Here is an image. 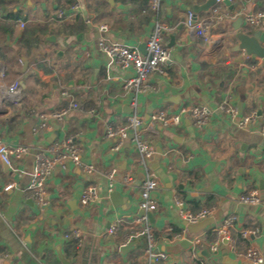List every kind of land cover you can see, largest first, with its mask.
<instances>
[{"label": "crops", "instance_id": "crops-1", "mask_svg": "<svg viewBox=\"0 0 264 264\" xmlns=\"http://www.w3.org/2000/svg\"><path fill=\"white\" fill-rule=\"evenodd\" d=\"M214 3L161 0L155 9L151 0H0V59L6 83L21 84L16 102L0 93V139L30 147L19 163L21 174L0 159V264H63L61 253L70 264H255L236 253L249 247L260 250L264 264V204L240 201L252 189L264 198L263 121L244 127L219 108L225 99L240 114L264 107V55L249 53L240 40L246 34L264 48V24L245 19L247 11L264 10V0L224 1L229 15L213 23L212 41L205 42L185 20L189 11L206 17ZM156 21L169 28L163 43L170 57L150 75L151 89H125L133 68L110 63L99 39L139 48ZM193 105L212 109L205 125L191 114L180 124L151 122L160 109L176 113ZM63 109V119L53 115ZM135 113L144 118L143 139L156 148L146 164L138 160L133 134L119 148L106 134L110 124H126ZM67 137L94 169L86 172L71 161L57 168L42 204L28 190L37 154ZM148 172L158 179V207L149 222L157 249L166 253L159 262L149 261L146 235L130 238L141 227L137 217L144 213L140 202ZM127 173L131 184L124 182ZM12 181L15 186L4 190ZM89 186L97 194L83 204ZM177 198L190 211L211 208L212 222L191 233ZM229 215L236 216L230 229L234 247L224 240L212 252L209 241ZM112 223L118 231L109 236ZM184 228L190 242L195 236L202 242L194 247L183 244L187 238L175 239ZM245 229L255 232L245 236Z\"/></svg>", "mask_w": 264, "mask_h": 264}, {"label": "built area", "instance_id": "built-area-1", "mask_svg": "<svg viewBox=\"0 0 264 264\" xmlns=\"http://www.w3.org/2000/svg\"><path fill=\"white\" fill-rule=\"evenodd\" d=\"M161 0H151L153 8L157 9ZM226 0H215L213 8L209 15L204 18H198L196 14L189 11L187 14L185 23L186 26L193 30L199 38H202L205 42L212 41L211 26L217 20H221L223 17L229 15L228 10L222 7V4ZM231 2L232 0H227ZM78 6L73 5V9ZM225 11V12H224ZM64 11L59 12V16H64ZM245 19L248 24L254 26H260L264 24V10L257 9L247 11L245 13ZM22 26L25 22H21ZM102 30H106V26L101 27ZM168 26L160 21H156L155 28L147 40V54H143L137 46L128 45L125 43L111 42L105 38L99 39L100 48L107 54L111 62H117L124 70L133 68V75L123 82L125 89L135 88L138 92L149 90L152 88L150 82V75L156 71L161 70L162 65L169 59V49L164 45L163 39ZM7 67L0 59V93L4 98L16 102L21 96V84L20 80L16 79L13 82L6 83ZM74 107L77 104H73ZM219 108L231 116L234 120H237L241 126L248 127L256 123L260 118L263 124L260 128L261 134L264 136V107L258 110H251L244 114H240L237 107L233 105L228 99H225L219 104ZM187 114H191L197 125H205L208 122L209 117L212 114V109L206 105H193L184 106L176 113H170L166 109H160L157 112L151 114L152 123H161L164 126L172 124H180L183 117ZM58 119H63L67 115V110L63 109L53 114ZM144 118L135 113L128 117V121L123 125L110 124L106 130L108 137L116 138L118 143L116 148H119L125 140L133 134V138L136 141L137 148L140 152L138 160L146 164L147 160L152 157L156 148L154 145L148 143L142 137V125ZM44 125H48L47 122ZM30 147L26 144H10L0 139V159L5 162L13 172L23 173L24 170L19 166L20 161L29 153ZM71 161L86 172H92L94 167L92 164L84 162L80 154L79 146L74 141L73 137H67L64 140L56 141L46 148V150L37 154L36 164L31 173V179L28 186V190L31 195L38 199L40 203L45 204L48 195L47 181L49 177L55 172L57 168H67L68 162ZM116 170H112L109 174L111 179L110 189L113 184V177ZM126 184L133 182L132 174L127 173L124 177ZM15 182H9L4 186V190L9 191L15 186ZM158 186L157 176L151 172L147 173V177L143 184L141 192L140 207L144 213L137 217V222L141 224L136 233L130 236L146 235L148 237V249L147 256L149 261L159 262L166 258V253L157 249V242L152 232V227L149 222V213L157 209L158 202L153 195V191ZM97 194V188L95 186H89L81 196L83 204H87L90 199ZM240 201L246 204H264V198L262 197L258 189H252L248 193L240 196ZM176 204L181 207V215L188 224L198 223L213 212L211 208H203L199 211H190L184 207V202L180 199H176ZM236 216L229 215L225 217L222 223L215 228L214 238L209 241V247L212 252L218 251L221 243L225 240L234 247V239L230 234V229L235 222ZM118 231L116 223H112L107 228V234L112 236ZM254 229H245L244 235L247 236L250 233H254ZM188 230L183 229L180 232H176L175 239H189ZM75 237H79L78 232H74ZM202 242L200 236L191 238V243L196 247ZM239 257L246 258L255 264L263 262V256L260 250L249 247L246 250H237Z\"/></svg>", "mask_w": 264, "mask_h": 264}, {"label": "water", "instance_id": "water-1", "mask_svg": "<svg viewBox=\"0 0 264 264\" xmlns=\"http://www.w3.org/2000/svg\"><path fill=\"white\" fill-rule=\"evenodd\" d=\"M214 2H215V0H209V4H213ZM240 21H241V19L238 22H240ZM172 38L174 39L173 35H172ZM240 40H241L242 47H245L246 49H248L249 53L255 52L259 55H264V48L257 42V40L253 39L250 36H247L246 34H244V36H242L240 38ZM146 46H147V43H142L139 45V49L141 50V52L143 54H147ZM26 65H27V62H26ZM113 195L116 196L117 193L112 194V198H113ZM211 222H212V220L210 218L209 219L206 218V219H204L198 223H195V224H188V223H186V224H187V228L189 229V231L191 233H198L203 228L208 226ZM185 243L191 244L189 239L183 241V244H185ZM127 246H130V243L127 244ZM60 257L62 259L63 264H70V262L63 256L62 253L60 254Z\"/></svg>", "mask_w": 264, "mask_h": 264}]
</instances>
